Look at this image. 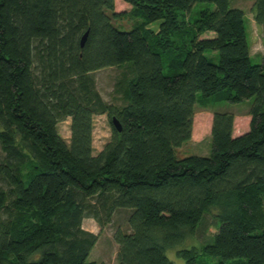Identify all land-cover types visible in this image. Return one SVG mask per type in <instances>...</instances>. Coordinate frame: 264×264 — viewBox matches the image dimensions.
<instances>
[{
	"label": "trees",
	"instance_id": "obj_1",
	"mask_svg": "<svg viewBox=\"0 0 264 264\" xmlns=\"http://www.w3.org/2000/svg\"><path fill=\"white\" fill-rule=\"evenodd\" d=\"M194 2L213 7L189 21ZM251 9L256 64L228 0H0V264H96L81 221L100 226L117 209L128 230L113 231L115 264H176L170 248L182 264H264V0ZM130 13L137 24H112ZM109 66L132 71L119 107L89 77ZM218 93L252 98L247 130L232 135V113L213 111L209 154H178L195 104ZM98 114L110 136L93 153ZM66 118L67 142L56 131Z\"/></svg>",
	"mask_w": 264,
	"mask_h": 264
},
{
	"label": "rangeland",
	"instance_id": "obj_2",
	"mask_svg": "<svg viewBox=\"0 0 264 264\" xmlns=\"http://www.w3.org/2000/svg\"><path fill=\"white\" fill-rule=\"evenodd\" d=\"M230 7H236L243 13L244 27L246 32V39L249 50V61L252 64L260 62L262 54V42H261V30L256 25L252 18V0H228ZM213 5L208 2H194L189 11L186 13L185 18L192 21L196 18L197 12L200 9L208 8L212 9ZM140 21L138 16L130 13L126 19L112 20V24L120 29H128L132 25L137 24ZM147 27V26H146ZM153 32L157 31V23L149 24ZM213 54L211 60L213 62L217 59L216 52H207L206 56ZM166 62L162 58V64ZM164 68V66H163ZM132 76V71L126 66H109L92 71L89 73V77L93 81V86L98 92L101 99L107 104H113L117 107L124 103L121 97V90L125 85V79ZM223 92V91H219ZM222 93L209 96L206 101L208 103H197L194 106L192 124L189 140L182 144L177 149L178 154H193L205 156L210 152V122L211 114L213 111H230L233 115L232 119V135H237L247 130L249 116L247 114V107L249 106L251 99L244 100L240 103L229 104L228 102L213 101ZM196 97H200L197 93ZM205 100V99H204ZM68 118L57 122L56 131L58 135L67 142L68 131ZM110 123L105 114L94 115L92 118V152H97L103 143L108 140L110 136ZM264 206V204H263ZM128 210L117 209L110 218V222L102 225H98L91 218H83L81 221V227L91 233L96 234V241L92 246L87 260H93L96 264H115V254L117 245L112 238L113 231L120 229L127 231L126 216ZM208 216H204L201 221V225L196 228L191 243H201L206 240L202 233L203 226L208 222ZM166 256L173 260L176 264H182V260L177 258L174 253V249L170 248L165 251ZM205 264H213L214 259L203 258Z\"/></svg>",
	"mask_w": 264,
	"mask_h": 264
},
{
	"label": "water",
	"instance_id": "obj_3",
	"mask_svg": "<svg viewBox=\"0 0 264 264\" xmlns=\"http://www.w3.org/2000/svg\"><path fill=\"white\" fill-rule=\"evenodd\" d=\"M86 35H87V31H84V33H82V35H81V37H80V39H79V46H80V47L83 45V43H84V41H85V38H86ZM110 121H111L113 127H114L117 131H119V130H120V126H119L117 120H116L114 117H111Z\"/></svg>",
	"mask_w": 264,
	"mask_h": 264
}]
</instances>
